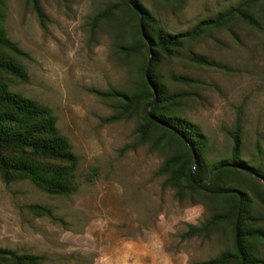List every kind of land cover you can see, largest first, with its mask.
Wrapping results in <instances>:
<instances>
[{"label":"rangeland","instance_id":"rangeland-1","mask_svg":"<svg viewBox=\"0 0 264 264\" xmlns=\"http://www.w3.org/2000/svg\"><path fill=\"white\" fill-rule=\"evenodd\" d=\"M37 1L42 21L25 0H4L6 36L26 55L19 63L28 79L5 77L10 90L51 109L56 128L77 158L75 190L49 195L26 178L8 184L0 179V248L42 255L39 264H89L84 234L98 227L96 231L116 233L125 242L149 245L154 264H164V257L171 264H199L222 252L233 254L230 223L184 236L189 226L200 227L222 211V198L191 189L184 180L164 184L167 175L158 170L174 145L157 141L156 129L140 138L135 131L142 122L139 110L105 121L123 103L90 91L126 90L140 68L151 66V45L149 51L130 55L119 47L131 43L137 28L142 31L140 15L119 0ZM136 1L174 34L242 0ZM253 11L264 20V0H257ZM97 15L101 17L95 20ZM154 51V71L167 94L183 95L175 111L203 135L206 161L229 156L231 140L223 129L232 128L239 114V159L260 169V178L248 190L249 213L260 218L255 226L264 232V35L232 19L182 42L169 56L158 47ZM191 55L211 65L195 63ZM170 75L193 82H174ZM30 205L49 209L52 218L36 214ZM247 244L256 264H264V237L248 238ZM141 260L147 263L149 257ZM225 264L236 262L232 258Z\"/></svg>","mask_w":264,"mask_h":264},{"label":"trees","instance_id":"trees-1","mask_svg":"<svg viewBox=\"0 0 264 264\" xmlns=\"http://www.w3.org/2000/svg\"><path fill=\"white\" fill-rule=\"evenodd\" d=\"M134 16L139 17L142 31L137 28L131 43L121 45L120 50L134 54L151 45L152 64L143 71L139 70L136 82L126 90L108 89L90 91L101 98H114L122 101V109L115 115L106 117L113 121L130 110H139L142 122L136 128L140 138L156 129L157 141L166 139L174 145V150L162 162L158 172L166 174L164 184L178 185L181 180L191 189H203L221 197L223 209L211 215L200 227L189 226L184 236L206 233L218 223L232 225L234 235L233 254L222 252L217 257L199 264H225L232 259L236 264H256L247 239L264 237V232L255 226L260 218L249 213L248 190L253 186L260 169L248 166L239 159L241 146V118L236 114L233 126L224 128V133L231 140L227 158L208 162L204 158L205 139L198 128L176 113L180 93L167 94L159 76L154 71L158 47L166 56L187 40L197 38L204 31L220 27L232 19L240 20L264 35V20L254 14L253 7L257 0H242L233 6L217 11L213 16L199 20L190 28L179 33H168L155 19L144 10L136 0H119ZM176 1V0H172ZM179 1V0H177ZM36 14L43 19L42 10L37 0H25ZM101 17L97 15L95 20ZM4 0H0V179L8 184L16 179L26 178L32 184L49 195H69L75 190L74 168L77 158L71 152L68 141L55 126V116L51 109L38 101L12 91L8 87L5 75L27 82L28 76L19 63L20 57H26L15 42L7 36L3 26ZM195 63L211 65L203 57L189 56ZM170 80L188 84L192 79L182 75H170ZM190 146L194 152L196 167L193 179L202 181L193 185L189 172L194 164ZM205 179V180H203ZM36 214L51 217L50 210L30 205ZM52 218V217H51ZM44 257L32 253H21L0 248V264H39Z\"/></svg>","mask_w":264,"mask_h":264},{"label":"crops","instance_id":"crops-1","mask_svg":"<svg viewBox=\"0 0 264 264\" xmlns=\"http://www.w3.org/2000/svg\"><path fill=\"white\" fill-rule=\"evenodd\" d=\"M94 228V229H93ZM90 233L84 234L85 252L91 254L89 264H154L155 255L149 250V245L125 242L116 233L104 232L93 227ZM96 229V230H95ZM149 257V262H142V257ZM164 264H171V258L164 257Z\"/></svg>","mask_w":264,"mask_h":264},{"label":"water","instance_id":"water-1","mask_svg":"<svg viewBox=\"0 0 264 264\" xmlns=\"http://www.w3.org/2000/svg\"><path fill=\"white\" fill-rule=\"evenodd\" d=\"M127 1H128V0H127ZM140 25H141V21H140ZM140 27H141V26H140ZM190 150H191V153H192V156H193L194 164H193V166H192V168H191V170H190V172H189V178H190V181L193 183V185H195V186H199L200 183H201L202 181H195V180L193 179V171H194V169H195V167H196V160H195L194 152H193L191 146H190ZM256 177H259V175H256ZM259 178H260V177H259ZM203 180H205V179H203ZM261 180L263 181V179H261Z\"/></svg>","mask_w":264,"mask_h":264}]
</instances>
